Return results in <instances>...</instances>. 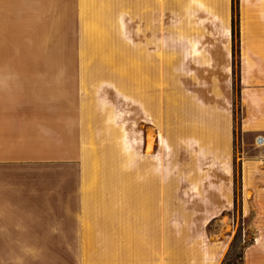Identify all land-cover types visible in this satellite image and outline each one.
<instances>
[{"label": "crops", "instance_id": "0c3cea01", "mask_svg": "<svg viewBox=\"0 0 264 264\" xmlns=\"http://www.w3.org/2000/svg\"><path fill=\"white\" fill-rule=\"evenodd\" d=\"M238 1L240 166L244 194L251 196L260 225L264 0ZM233 5L234 0H0V264H222L227 244L214 240L208 226L233 206L234 134L228 130L220 158L212 126V157L201 162L193 195L179 193L172 217L165 157L170 87L155 88L150 99L149 87L142 85L140 92V83L167 80L166 73L159 78L149 71L185 67L186 39H228L231 69ZM43 70L113 72L116 81L103 89L92 81H42ZM125 73L127 81H121ZM123 88L132 106L138 107L139 97L147 101L156 126L149 153V136L141 153L138 125L124 126L109 98L111 90Z\"/></svg>", "mask_w": 264, "mask_h": 264}, {"label": "rangeland", "instance_id": "374dc122", "mask_svg": "<svg viewBox=\"0 0 264 264\" xmlns=\"http://www.w3.org/2000/svg\"><path fill=\"white\" fill-rule=\"evenodd\" d=\"M238 3V0H234L231 69L227 70L225 59L228 39L203 38L197 41L186 39L188 41L186 66L178 69L180 66L173 64L170 70L149 71V76H158L159 78H164L166 73L167 80L165 82L146 81L140 83V92H143L141 89H144L142 85L146 84L149 87L147 91L151 99L152 94L157 95V92H154L155 88L163 85L170 87V148L166 149L165 157L169 161L171 170L172 217L177 215L174 209L180 204L179 193L190 191L193 195L199 184L194 178L201 175V162L212 157L208 150L212 126L218 132L219 156L224 153L226 134L228 130H232L235 146L233 206L230 211L220 214L216 220L209 224L208 232L214 240L227 244L222 264H264V222L261 221L260 225L257 224V209L252 205L251 196L248 198L244 194L240 166L242 157L240 128L244 117V108L240 96L241 55ZM189 42L196 48L193 49ZM215 46L219 47L214 50ZM195 59L201 60L194 61ZM207 59H209L208 62ZM212 59L216 61L214 62ZM213 65L214 67H212ZM215 65H219V68ZM222 66L224 67L221 68ZM147 72L145 71L144 74ZM112 73L43 70L42 81H92L94 86L101 84L103 89L110 81H116L115 74ZM12 77H18V75H12ZM125 78H127L126 73L120 80L127 81ZM229 78L231 81H227ZM111 91L109 98L115 105L116 115L122 117L124 126L136 128L138 125L139 148L141 153H144L145 140L147 136L153 135L152 132L156 127L152 125V119L149 117V108L145 97H139V104L136 107L130 104L129 90L123 88L120 93ZM173 101L178 105L174 106ZM191 126L194 130L193 133L187 130ZM220 158L222 157L220 156ZM263 193L264 191L260 190L256 198L263 201ZM258 199H256L257 202Z\"/></svg>", "mask_w": 264, "mask_h": 264}, {"label": "bare ground", "instance_id": "6f19581e", "mask_svg": "<svg viewBox=\"0 0 264 264\" xmlns=\"http://www.w3.org/2000/svg\"><path fill=\"white\" fill-rule=\"evenodd\" d=\"M173 104H174V106L178 105V103L174 102V101H173ZM187 107H188V105L186 106V110H187ZM155 140H156V138L153 135L149 137V143H148V147H147L148 153L153 150Z\"/></svg>", "mask_w": 264, "mask_h": 264}, {"label": "built area", "instance_id": "2783aa9c", "mask_svg": "<svg viewBox=\"0 0 264 264\" xmlns=\"http://www.w3.org/2000/svg\"><path fill=\"white\" fill-rule=\"evenodd\" d=\"M258 142L261 144L263 141H262V139H259V141H258Z\"/></svg>", "mask_w": 264, "mask_h": 264}]
</instances>
